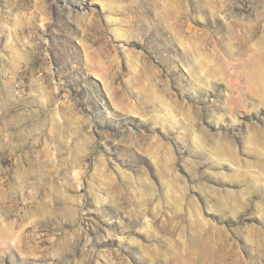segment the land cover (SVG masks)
<instances>
[{"label":"rangeland","instance_id":"obj_1","mask_svg":"<svg viewBox=\"0 0 264 264\" xmlns=\"http://www.w3.org/2000/svg\"><path fill=\"white\" fill-rule=\"evenodd\" d=\"M0 264H264V0H0Z\"/></svg>","mask_w":264,"mask_h":264},{"label":"bare ground","instance_id":"obj_2","mask_svg":"<svg viewBox=\"0 0 264 264\" xmlns=\"http://www.w3.org/2000/svg\"><path fill=\"white\" fill-rule=\"evenodd\" d=\"M236 28H237V26H234V30ZM241 32L243 35L242 37H244L241 40L243 41L244 44H248L250 42V40H254L253 37H255V35H256V29H251V28L244 27V26H241ZM230 52H232V51H230Z\"/></svg>","mask_w":264,"mask_h":264}]
</instances>
